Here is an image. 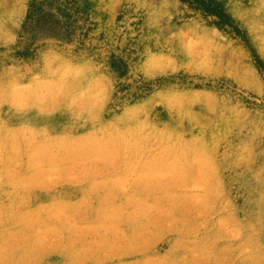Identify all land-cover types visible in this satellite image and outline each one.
I'll return each mask as SVG.
<instances>
[{
	"label": "rangeland",
	"instance_id": "374dc122",
	"mask_svg": "<svg viewBox=\"0 0 264 264\" xmlns=\"http://www.w3.org/2000/svg\"><path fill=\"white\" fill-rule=\"evenodd\" d=\"M0 264H264V0H0Z\"/></svg>",
	"mask_w": 264,
	"mask_h": 264
},
{
	"label": "trees",
	"instance_id": "16d2710c",
	"mask_svg": "<svg viewBox=\"0 0 264 264\" xmlns=\"http://www.w3.org/2000/svg\"><path fill=\"white\" fill-rule=\"evenodd\" d=\"M39 11V9L34 5L32 6V10L30 11L28 18L33 19L36 17V15H39V13H37Z\"/></svg>",
	"mask_w": 264,
	"mask_h": 264
}]
</instances>
